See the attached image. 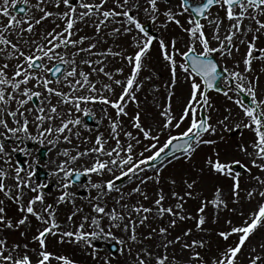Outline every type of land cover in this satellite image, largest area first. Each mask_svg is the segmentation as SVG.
I'll return each mask as SVG.
<instances>
[{
	"label": "snow or ice",
	"instance_id": "6c2138e0",
	"mask_svg": "<svg viewBox=\"0 0 264 264\" xmlns=\"http://www.w3.org/2000/svg\"><path fill=\"white\" fill-rule=\"evenodd\" d=\"M22 2L28 4L29 0ZM111 2L112 7H108L109 0H36L32 8L40 13L38 18L28 15V9L21 8L23 19L11 14L9 0H3V6H0V18H3L0 19V194L14 202L24 214L13 224L7 218L4 200H0V229L25 225L29 222V216L44 225L32 237L39 244V249L34 250L38 256L35 264H52L53 260L58 264H76L69 256L57 255L47 250V236L57 234L61 241L68 238L70 242L91 248L90 255L94 259L98 258L100 250L95 241L102 240L114 242V247L119 246V253L126 257L125 264H241V255L248 248V242L259 228L264 227V191L260 190L264 188V177L261 175L254 177L258 187L246 193L251 207L246 213L241 212V223L233 225L228 220V230L217 233L224 246H217L216 254L210 262L198 250L207 248L205 241L190 238L193 228L169 239L170 229H176L178 222L194 220L195 229L203 231L209 205L217 212L228 207L223 188L217 187L211 199L201 202L197 208V216L185 211L186 198H193L196 181L184 182L187 190L183 195L175 190L166 195L161 189L149 207L139 201L136 204L124 201L125 195L131 197L134 194L141 195L145 201L149 200L147 192L141 191L142 186L147 181H160V169L152 162L161 160L166 152L173 160L184 158L190 162L200 145L217 142L206 139L205 136L216 134L218 128L226 131H232L233 128L251 131V142L238 147L249 159L252 167L264 173V100L257 99L256 88L248 79L254 62L264 61V48L257 47V41L264 34V0H198L194 6L193 0H179L178 4H174L173 0ZM17 4L18 0H11L13 7ZM161 4L165 6L163 10ZM213 8L216 9L214 15ZM140 13L146 16L145 22H141ZM181 16H187L188 27L185 28L181 23L178 18ZM53 17L60 24L51 31L45 29L39 39H33L36 29ZM148 21L153 24L159 21L161 29L175 24L188 37L186 50L180 51L176 47V38L168 43L159 35L153 34L147 27ZM89 22L94 30V38L79 35L78 25L88 26ZM109 28L110 31L105 35L112 37L135 32L134 52L125 55L123 51L113 52L111 48L99 50L98 45L103 42L101 33ZM206 28L211 29V36L206 33ZM212 41H215V47L211 46ZM154 43L159 45L160 55L170 71L172 88L178 83V69L183 72L184 81L189 85L188 95L178 116L173 114L171 105L175 92L169 90L167 94L168 102L162 106L163 110L160 112L163 117V124L158 125L160 132L173 127L179 129L186 121L189 123L184 131L176 135L169 134L162 145H159V134H153L151 126L146 128L141 123L139 112L130 117V127L137 133L135 136L133 131L125 129L122 119L128 116L126 109L130 102L138 104L137 93L143 90L146 83L152 82V90H158L155 87L156 74L145 64V58ZM242 46L245 51L237 59L235 54L241 52ZM197 47L201 50L197 51ZM177 53L183 57L180 64L176 61ZM213 54H218L225 60H236L234 68L229 70L228 67H223L221 75L219 62ZM116 56L126 61L130 69L123 79L116 78L117 75L123 76V65L116 67L114 72L108 70V58ZM241 64L243 70L237 71ZM143 72L149 74L140 79ZM101 76L107 82L94 79ZM220 79L230 87L218 88L217 81ZM116 86L120 88L119 93L116 92ZM212 89L223 92L229 99L232 98L229 91L246 93L250 97L248 104L242 99H236L234 103L241 109L247 122L241 121L229 127L231 110L229 115L217 120L215 124L210 122L209 115H201L202 110L211 107L208 90ZM89 104L101 106L104 113L101 119L109 122L108 139L97 130L94 140H81V146L86 143L91 145L81 150V147L73 143V140L81 139L82 119L76 114L82 113L85 117L94 118L92 109L87 107ZM109 107L114 111V117L108 112ZM33 126L37 135L31 132ZM83 127L91 131L87 123ZM140 136L155 143H149L145 148L150 155L145 156L141 152V158L134 159V145L131 141L139 145ZM47 137H53L47 142L58 149V157H63L58 158L54 170L49 174L57 178L60 190V195L53 203H74V186L82 176L87 178V182L80 186L86 191L87 203L94 215L85 216L72 231H61L62 225L57 220V211L53 203H47L46 200L44 189L47 184L34 183V171L13 163L11 153L26 152L27 148L13 147L9 150L6 147L8 140L13 144L27 140L43 144ZM121 137L127 138L126 141L122 142ZM61 143L70 147L59 150ZM169 149L172 151L168 152ZM177 152L179 156L176 155ZM216 156L215 160L211 157L207 159L208 169L232 180L229 192L232 202L238 204L241 200V173L233 166H239L250 175L251 168L241 160L221 162L219 153ZM85 158V165L78 166ZM146 168L152 169L155 174L146 175ZM106 174L111 178L104 179ZM93 176L101 179L94 181ZM122 177L139 178L140 183L125 194L116 187V181ZM172 184L175 185L174 180ZM93 191L95 196L92 195ZM113 192L119 193V197L113 200V207L109 208L107 200ZM169 198L174 199L175 204L165 207V201ZM73 216L67 219L72 220ZM150 217L160 219L161 223L163 218L169 219L167 226L152 228L147 236H143L138 232V227L145 226ZM105 219L108 222L107 229L103 226ZM89 220L91 230L85 231L86 222ZM113 229L119 230L122 237L117 236ZM233 236L238 239L233 244H228ZM145 240H158V243L155 246L144 244ZM177 244L180 245V255L183 257L181 260L176 258L174 252H169ZM23 247L25 251L21 254L19 244L9 248L7 240L0 239V264H33L32 257L27 252V244ZM257 248L260 249L259 253ZM185 252L189 254L186 257ZM245 259L247 264H264V243L249 248ZM103 260L104 264H111L110 257H104Z\"/></svg>",
	"mask_w": 264,
	"mask_h": 264
},
{
	"label": "rangeland",
	"instance_id": "374dc122",
	"mask_svg": "<svg viewBox=\"0 0 264 264\" xmlns=\"http://www.w3.org/2000/svg\"><path fill=\"white\" fill-rule=\"evenodd\" d=\"M198 1V0H193ZM143 2V0H141ZM36 3V0H29L28 4H24L22 0H18V4H23L26 9H28V15H35L38 16L40 13L36 12L32 5ZM174 4H178L179 0H173ZM0 6H3V0H0ZM9 7L11 10V14L13 16H17L18 18L23 19L24 15H18L13 12V6L11 5V0H9ZM108 7H112V2L109 0ZM164 5L161 4V10L164 9ZM49 10H52L51 8ZM216 9H212L213 15L215 14ZM223 15V13H221ZM139 18L141 22L146 21V16L143 13L139 14ZM181 20V23L184 27H188L187 24V16L178 17ZM3 19V18H0ZM60 24V21L56 20L55 17L45 21L41 26L36 29V34L32 36L33 39H39L40 36L44 34V30L47 29L49 31L52 28L57 27ZM147 25L149 26L150 31L153 34L159 35L160 38L164 39L166 42L170 43L173 38H176L177 45L176 47L180 51L186 50V44L188 43V37L178 28L175 24H170L167 29H161L159 27V21L153 24L148 21ZM118 26V25H117ZM227 26V25H225ZM80 32L79 35H87L90 38H94V30L91 27V22L88 23V26L84 24L78 25ZM110 31L109 29H105L104 33H101L102 43L98 45L99 50H107L109 48L112 49L113 52H121L125 55L131 54L134 52L136 45L133 40V36L136 35L135 32L129 35H121L119 37H112L107 36L105 33ZM206 33L211 36V29L206 28ZM223 31V30H222ZM27 39V36L25 37ZM78 38V36L76 37ZM250 38V37H249ZM93 42L95 40L93 39ZM86 46V45H85ZM211 46L215 47V41L211 42ZM258 48H264V34H261L259 40L257 41ZM171 50V49H170ZM201 49L197 47V51ZM245 49L242 46L241 52L235 54L236 58L239 59L240 55L244 53ZM214 55V54H213ZM220 60V67H228L229 70L234 68L236 64V60L233 59H223L218 56ZM96 59V57H93ZM177 64L183 62V57H181L178 53L176 55ZM145 64L148 65L152 72L156 74L155 76V87L158 89L157 91H153V83L148 82L145 84L142 91L137 93L138 97V104L136 102H130L127 105V112L128 116L123 117L124 127L129 131H133L134 136L137 135L136 131L130 127L131 120L130 117L134 116L137 112L140 114L141 123L147 128L151 126L153 128V134H159V145H162L164 141L167 139L168 135H176L177 133L184 131L189 121H186L184 124L181 125L179 129L173 127L171 129H165L163 133L160 132V127L158 125L163 124V117L160 116V112L163 110L162 106L167 104V94L169 90H173L175 95L172 97L171 105H172V112L175 115H179L181 113V109L183 106V102L188 95L189 85L184 81V74L182 71L178 69V83L172 88L170 85V71L165 66V62L163 61L160 52H159V45L154 43L152 49L148 53L147 57L145 58ZM125 67V72L123 76L117 75V79H123L127 76L130 72V69L126 65V61H122L119 56L116 57H109L108 58V70L115 71L116 67L120 66ZM87 70V69H85ZM237 71L243 70V65L241 64L239 68L236 69ZM148 72H143L141 74L140 79H143L147 76ZM258 77V80H257ZM98 82L103 81L104 78L101 77H94ZM248 79L252 81L253 86L256 88L257 92V99L264 100V61H255L253 64V71L248 76ZM222 84L225 89L229 88L230 86L226 84L224 80H222ZM120 88L116 86V92L119 93ZM243 95L247 96L246 93H242ZM108 95H111L110 93ZM229 96L232 97L229 99L228 96H225L223 93L208 92V99L211 105L210 108L205 109V115H209L211 117V123L215 124L217 120L223 119L225 115H229V110H231V119L228 121L229 127H232L236 123H240L241 121L247 122L243 118V113L241 109L234 103L236 99H241L240 93L236 91H229ZM248 97V96H247ZM115 98V97H114ZM249 102H250V97ZM87 107L91 108L94 114V118L92 124H88L91 131L85 130L83 124L85 122V116L82 113H78L76 115H80L82 119V125L80 127L81 132V139L73 140V143L77 145V147L83 148L91 147L90 144H84L81 146V140L86 138H92L94 140L95 134L97 130L99 132L104 133L105 139H108V132H109V122L107 119H101L104 113L101 111V106L98 104H89ZM108 112L115 116L114 111L109 107ZM32 134H36L37 130L33 126L31 128ZM206 139H213L217 141L215 144L212 145H200L196 151L194 152L191 161L185 160L184 158L180 159H166L163 162V166H157L160 169V181L156 183L155 181H147L144 186H142L141 191L147 192L149 196V200L145 201L142 199L141 195L134 194L131 197L125 195V203L129 204H136L138 201L143 203L146 207L152 206L153 199L155 198L156 193H158L161 189L167 195L171 191L175 190L184 194L186 189L185 181L192 182L196 181V184L193 189V198H186L185 202V211L186 213L197 216V208L201 204V202L205 199H211L212 194L215 192L217 187H221L224 189V198L228 204L227 209L221 208L219 212L209 205L206 209V219L207 222L203 226V231H197L194 227L195 221L194 220H187L183 222H178V226L176 229H170V236L169 239L173 238L174 236L181 235L183 231H186L188 228H193L192 237L196 239H203L207 245L206 249H198L201 254L205 257L206 260L209 262L211 258L216 254L217 246L219 245L221 248L224 246V242L217 236L219 231H226L228 230L229 226L227 221L231 220L233 225L241 223V212L246 213L251 205L247 201L246 193L253 188H257L258 185L254 179L256 175H261L264 177V173L255 167H252L249 159L239 150V145L250 143L253 138V133L248 129H235L233 128L232 131H226L223 128H218L217 133L214 135H206ZM48 139H53V137H47L46 142ZM127 138L121 137L122 142L126 141ZM141 143L139 145L135 144V141H131L134 145V159H140V153L143 152L145 156L150 155V152H146L145 148L149 143H155V141H149L144 139L140 136ZM110 143H114L110 141ZM10 145V146H9ZM15 145V144H14ZM7 146L12 147V144H8ZM16 146V145H15ZM9 147H7L9 149ZM70 147L66 143H61L59 145V150L63 148ZM11 150V149H9ZM53 153L50 154L49 159L47 158L46 164L41 163V161H36L37 163L41 164L42 168L44 169L48 167V169H42V172L49 174V171L52 172L55 168V163L59 159H63V157H58V149L53 147ZM251 150V149H249ZM25 152L24 154H27ZM219 153V159L221 162H228L232 160H241L243 163L247 164L249 168H251V175L241 174L240 175V186H241V200L240 202L233 203L231 193L229 189L232 184V180L230 178H226L221 175H217L215 172L210 171L206 164V161L209 157L213 160L217 158L216 154ZM12 154V161L14 164H17V161L14 159L13 152ZM179 156L180 154H176ZM27 155H24V157ZM23 158V157H22ZM87 158L85 160H81L79 162L80 167L84 166L86 163ZM25 163V162H24ZM7 167V165H4ZM26 168V167H25ZM48 172H47V171ZM146 175L153 176L155 173L152 169L146 168ZM118 175V173H117ZM111 178L109 175H105L104 179ZM101 177L93 176L94 181H99ZM120 183L116 181V187L120 188L121 191L125 194L129 193L133 187H136L140 183V179H132L129 178H121ZM175 181V185L172 184V181ZM44 183L47 184V189L45 191L47 203H53L55 199L60 195V190L57 186V178L55 176H48V178L42 181H34V183ZM87 178L84 177V181L80 183H76L74 189L76 191V198L75 202H66L61 205H55L53 203L54 208L57 211V220L62 225L61 231H72L79 226V224L83 221L85 216L94 215L91 206L87 203V196L86 191L80 185L82 183H86ZM52 183V186L49 185ZM51 186V187H50ZM260 190L264 191V188ZM92 195L95 196V191L92 192ZM119 197V193L113 192L111 197L107 200V205L109 208L113 207V200ZM0 200H4V207L6 209V215L8 219L13 221L15 224L22 215L17 205L8 200L3 194H0ZM255 203V201H253ZM175 200L169 198L165 201V207L169 205H174ZM81 209V211H76V209ZM73 213L75 215L73 216ZM73 216L72 220H68L67 217ZM168 217L163 218V222L161 223L160 219L155 217H150L149 220L146 222V225L143 227H138V232L143 235L147 236L149 231L152 228H157L158 226H167ZM107 220L103 221V226L107 229ZM44 225L38 222L34 217L29 216V222L25 225H21L20 227L7 229L3 228L0 229V239H6L7 245L11 248L14 244H19L20 249L19 252L23 254L25 251L24 245L27 244V252L32 257L33 264H35L36 259L38 258L37 252L34 250L39 249V244L37 241H34L32 237L38 233V230L42 229ZM85 231H90V220L86 222ZM114 233L117 236L122 237V233L119 230L113 229ZM238 238L233 236L227 242L228 244H233ZM96 245L99 247L98 258L94 259L90 253L92 251L91 248H87L83 244H76L70 242L68 238H65L61 241L59 234L52 236H47L46 244L47 250L50 252H54L57 255H66L76 261V264H104V257L111 258V264H125L126 257L121 255L118 251V247H115L114 252L110 250V246H113L114 242L110 241H102L97 240L95 241ZM158 243V240H145L144 244H152L155 246ZM260 243H264V227H261L257 230L256 234L252 236L251 240L248 242V248L244 249L243 254L241 255V264H247L245 257L247 256L249 248L254 245H258ZM114 247V246H113ZM135 249H133V253ZM169 252H174L176 258L178 260L183 259L180 255V245L177 244L175 248H170ZM257 252H260V249L257 248ZM187 252L184 253V256H188ZM127 259H131V257H127ZM52 264H58L57 261L53 260Z\"/></svg>",
	"mask_w": 264,
	"mask_h": 264
},
{
	"label": "flooded vegetation",
	"instance_id": "af4514ba",
	"mask_svg": "<svg viewBox=\"0 0 264 264\" xmlns=\"http://www.w3.org/2000/svg\"><path fill=\"white\" fill-rule=\"evenodd\" d=\"M8 144H12V141L11 140H8L7 142H6V147H9V146H7ZM21 143H16L15 145H20ZM22 146H24L23 148H27L28 150H30L31 149V146L30 145H27V146H25V145H22ZM20 148V147H19ZM18 148V149H19ZM9 149H12V147H9ZM47 153H48V150H47V148H45V152H44V155H45V159H46V157H47ZM24 155H27V156H25V158H24V160L25 161H31V160H35V159H37L38 158V152H36V153H27V154H24ZM23 155V156H24ZM11 156H12V154H11ZM13 156H14V158L15 159H18V158H22L21 157V153L19 152V151H16V152H13ZM23 159V158H22ZM23 167H26V164H24V166ZM31 167L33 168V171L35 172V176H34V181H37V170H38V167L36 166V164H32L31 165ZM46 177H47V174H44V178L46 179ZM33 181V182H34Z\"/></svg>",
	"mask_w": 264,
	"mask_h": 264
},
{
	"label": "water",
	"instance_id": "95a60500",
	"mask_svg": "<svg viewBox=\"0 0 264 264\" xmlns=\"http://www.w3.org/2000/svg\"><path fill=\"white\" fill-rule=\"evenodd\" d=\"M193 6H194V4H193ZM21 8H22V6H18V7L15 8V10H16L17 12L22 13V12L20 11ZM221 75H223L222 70H221ZM217 87H218V88H221V87L219 86V80L217 81ZM221 89H222V88H221ZM243 99H246V98H243ZM201 115H203L202 111H201ZM171 151H172V149H169V150H168V152H171ZM165 157H168L167 152L161 157V160L154 161V162H152V163H153L154 165L159 164V163L162 162V160H164ZM233 167H234L235 170L238 171V172H245L244 169L240 168V167L237 166V165H234ZM110 247H111V250L114 249L113 246H110Z\"/></svg>",
	"mask_w": 264,
	"mask_h": 264
}]
</instances>
